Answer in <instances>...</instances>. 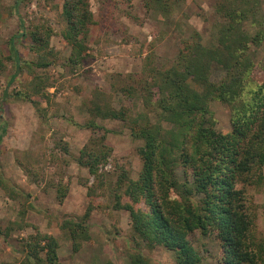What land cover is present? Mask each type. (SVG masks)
I'll use <instances>...</instances> for the list:
<instances>
[{
  "label": "trees",
  "instance_id": "trees-1",
  "mask_svg": "<svg viewBox=\"0 0 264 264\" xmlns=\"http://www.w3.org/2000/svg\"><path fill=\"white\" fill-rule=\"evenodd\" d=\"M181 0H147L148 9L171 13ZM222 19L212 45L203 42L200 32L183 40L177 56L160 63L154 52L146 56L138 74L113 77L112 93L95 88L87 103L89 118L84 123L70 119L80 128L94 132L75 156L79 167L94 177L88 187V205L78 218H67L60 228L73 240L78 251L90 240V218L101 207L97 188L110 187L113 208L127 210L131 217V247L127 252L131 264H149L143 248L163 246L172 251L177 264H205V257L194 245L191 235L200 232L212 236L221 247L219 264L264 263V237L256 239L254 218L249 212L239 181L264 166V76L252 77L255 60L252 46L264 39L263 30L250 33L244 22L256 17L257 0H215ZM62 18L65 26L62 37L71 46L68 62L80 65L87 57L89 36L94 22L90 0H64ZM22 21V33L27 30ZM31 46L39 55L37 60H25L20 54L14 35L8 41L13 61V82L21 72L32 77L28 89H4L0 99V144L8 132L2 120L4 100H25L34 104L37 112L43 108L38 98L48 99L47 77L37 69L51 65V28L28 31ZM0 51V73L6 67ZM264 74V64L262 65ZM215 71L221 75L213 79ZM113 93L134 101L116 105ZM214 101L231 109V128L217 129ZM137 105H140L141 108ZM41 116H44L43 114ZM118 120L126 123L131 135L143 140L138 153L142 160L137 178L125 166H116L115 176L103 170L109 164L113 149L107 143L112 132L99 120ZM64 152L70 153L65 145ZM179 169L186 179L181 180ZM190 176V177H189ZM0 186L13 188L0 172ZM58 198L64 200L68 188L59 187ZM123 198H127L123 201ZM25 212L20 221L0 226V237L7 239L16 226L25 224ZM60 242L52 234L36 229L24 239L20 264H63L59 257ZM104 264H114L108 260Z\"/></svg>",
  "mask_w": 264,
  "mask_h": 264
},
{
  "label": "rangeland",
  "instance_id": "rangeland-1",
  "mask_svg": "<svg viewBox=\"0 0 264 264\" xmlns=\"http://www.w3.org/2000/svg\"><path fill=\"white\" fill-rule=\"evenodd\" d=\"M259 2L256 17L244 22L245 28L255 34L264 32V0ZM64 0H0V51L6 58V67L0 73V99L4 89L10 91L28 89L31 75L24 71L9 83L14 74L8 41L16 39L21 56L25 60H37L38 54L31 46L28 31L51 28V65L37 69L47 77L49 98H38L43 110L37 112L34 104L25 100H4L2 120L8 132L0 144V172L13 188L0 186V226L20 221L25 212V224L16 226L7 239L0 237V264H20L23 242L36 229L57 237L60 242L59 257L63 264H131L127 255L131 247V217L127 210L113 208L114 200L109 186L97 188V202L101 207L94 210L89 224L91 238L78 251L73 240L60 224L67 218H78L88 205V187L94 183L86 168L79 167L74 158L81 148L103 130L94 132L80 128L79 123L88 120L87 103L95 88L112 93L113 77L121 74H138L146 56L154 52L157 61H172L178 54L183 40L190 39L194 31L200 32L203 42L212 45L222 23L216 11L215 0H181L171 13L148 9L147 0H90L94 22L89 36L86 59L78 66L68 62L71 46L62 37L65 26L62 18ZM251 57L255 60L252 77H263L264 39L259 46H252ZM221 73L215 71L213 79ZM116 105L135 103L130 98L113 93ZM141 108L140 105H137ZM211 108L217 121V129L231 128V109L227 104L214 101ZM44 116H41V115ZM112 132L107 143L113 149L109 164L103 170L115 176L116 166H125L133 178L141 170L142 160L138 153L143 140L131 135L129 126L118 120H99ZM70 153L64 152V146ZM179 178L186 179L179 169ZM190 177V176H189ZM68 188L64 200L58 198L59 187ZM246 205L254 218L256 239L264 237V166L239 181ZM126 201L127 198H123ZM194 245L205 257V264H219L221 247L212 236L200 232L191 235ZM149 264H177L174 254L163 246L143 248ZM264 264V263H261Z\"/></svg>",
  "mask_w": 264,
  "mask_h": 264
}]
</instances>
